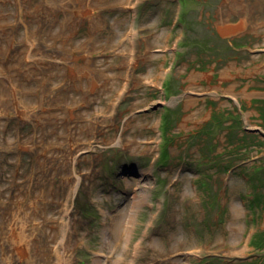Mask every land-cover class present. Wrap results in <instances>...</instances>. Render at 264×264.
<instances>
[{
	"label": "rangeland",
	"instance_id": "rangeland-1",
	"mask_svg": "<svg viewBox=\"0 0 264 264\" xmlns=\"http://www.w3.org/2000/svg\"><path fill=\"white\" fill-rule=\"evenodd\" d=\"M232 3L0 0V264H264V0Z\"/></svg>",
	"mask_w": 264,
	"mask_h": 264
},
{
	"label": "bare ground",
	"instance_id": "bare-ground-1",
	"mask_svg": "<svg viewBox=\"0 0 264 264\" xmlns=\"http://www.w3.org/2000/svg\"><path fill=\"white\" fill-rule=\"evenodd\" d=\"M228 4H233L232 2L236 1V0H227ZM258 3V1L254 2V5H256ZM243 21L241 22L240 25L242 24ZM241 28L238 25H225L222 27L221 29V33L222 34H227V31L231 28ZM195 115V114H192ZM192 115H190V117H192ZM140 140V139H139ZM137 205L135 204V201L133 202V206ZM234 212H239L238 207L235 205L234 207ZM133 221V214H131L130 212L125 213L124 211L121 212L116 219L113 220L112 225H111V240L109 243V247L113 250V253H115L121 245L122 240L126 237V235L128 234L129 230H130V224ZM172 239V236H169V240ZM195 247L194 245L190 246L187 244H182L179 243V247H177L174 250H170V251H165L164 253H158L155 250H147L145 245H144V241L140 240L137 244H136V248H137V256L136 259L139 258H143L146 256V254H148L150 251V255H149V260H152L154 262V264H160L162 262V260H159V257H163L165 255H168L171 252H175V251H182V250H186L187 252H191V249ZM98 264V263H97Z\"/></svg>",
	"mask_w": 264,
	"mask_h": 264
}]
</instances>
